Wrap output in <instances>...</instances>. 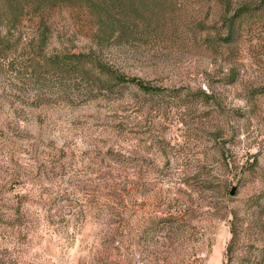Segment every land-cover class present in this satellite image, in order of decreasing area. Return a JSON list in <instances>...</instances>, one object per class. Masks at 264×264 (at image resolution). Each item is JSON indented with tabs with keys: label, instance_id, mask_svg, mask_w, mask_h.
<instances>
[{
	"label": "rangeland",
	"instance_id": "rangeland-1",
	"mask_svg": "<svg viewBox=\"0 0 264 264\" xmlns=\"http://www.w3.org/2000/svg\"><path fill=\"white\" fill-rule=\"evenodd\" d=\"M0 17V264H264V0ZM68 51L161 92L36 67Z\"/></svg>",
	"mask_w": 264,
	"mask_h": 264
},
{
	"label": "trees",
	"instance_id": "trees-1",
	"mask_svg": "<svg viewBox=\"0 0 264 264\" xmlns=\"http://www.w3.org/2000/svg\"><path fill=\"white\" fill-rule=\"evenodd\" d=\"M85 2H93L99 6L101 12H109L114 9L120 15H138L144 7L150 5L151 2L155 3L158 0H83ZM240 13V12H239ZM0 23L2 19L0 17ZM44 42L48 40L47 36L42 34L41 37ZM36 65V64H35ZM88 66L95 70L98 74V82L106 87H116L123 84H133L139 89L147 93H160L161 89L145 84L140 80L132 79L127 80L123 76L116 75L113 71L103 63L97 61L91 54L78 52H59L49 56H44V59L39 61L36 65L37 68L49 69L58 73H62L66 77L79 73L82 76L88 74Z\"/></svg>",
	"mask_w": 264,
	"mask_h": 264
},
{
	"label": "water",
	"instance_id": "water-1",
	"mask_svg": "<svg viewBox=\"0 0 264 264\" xmlns=\"http://www.w3.org/2000/svg\"><path fill=\"white\" fill-rule=\"evenodd\" d=\"M234 194V189L232 190V192H231V195H233Z\"/></svg>",
	"mask_w": 264,
	"mask_h": 264
}]
</instances>
